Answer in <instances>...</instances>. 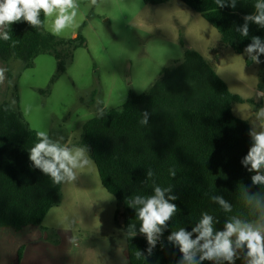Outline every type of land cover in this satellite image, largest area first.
<instances>
[{"label":"trees","instance_id":"1","mask_svg":"<svg viewBox=\"0 0 264 264\" xmlns=\"http://www.w3.org/2000/svg\"><path fill=\"white\" fill-rule=\"evenodd\" d=\"M143 1L151 6L169 2ZM180 1L201 14L219 32L224 46L238 54L253 37L264 42V27L253 22H248L247 37L237 31L246 15L255 14L257 0H236L234 8L231 0H224L223 8L215 0ZM40 19L42 23L37 27L23 21L14 23L3 29L10 39L0 38V59L7 64L8 77L7 98L0 104V228L16 233L41 228L51 210L61 205L63 186L54 184L29 158L38 131L20 112L19 75L31 68L35 58L51 54L57 60L51 79L54 84L73 60L74 51L86 47L82 34L74 40L59 39L44 31L43 12ZM181 46L183 58L164 67L145 93L131 91L121 108H101L88 120L79 143L96 164L104 188L116 198L115 222L127 236L128 264H188L179 246L168 237L180 228L192 232L203 212L213 217L214 232L222 231L233 216L253 223L264 214V183L254 184L252 177L257 173L249 171L250 164L243 163L253 144L252 130L246 120L233 114V104L250 100L233 94L200 53L184 43ZM259 59L264 66V54ZM16 62L22 66L18 75H13L11 66ZM145 113L147 123L142 124ZM149 170L153 172L151 177ZM259 174L264 175V168ZM156 186L171 188L165 198L177 197L170 201L177 205V212L151 246L139 231L140 205L131 207L128 201L138 195H154ZM213 196L222 197L231 205V211H225ZM133 224L136 235L129 237V226ZM196 235L193 233L192 238ZM137 251L142 253L139 259ZM23 254L21 248L18 264ZM200 255L198 252L193 264H213L201 261Z\"/></svg>","mask_w":264,"mask_h":264},{"label":"rangeland","instance_id":"2","mask_svg":"<svg viewBox=\"0 0 264 264\" xmlns=\"http://www.w3.org/2000/svg\"><path fill=\"white\" fill-rule=\"evenodd\" d=\"M77 4L73 24L59 36L54 35L74 40L82 34L86 40V47L74 51L65 73L51 84L57 60L46 54L35 58L31 68L19 75L20 109L32 129L47 131L62 146L81 147L85 123L101 108H121L131 91L145 93L164 67L183 58L184 43L215 68L233 94L250 100L233 104V114L246 120L252 131L264 130L256 117L264 108V66L252 61L245 50L238 54L224 46L219 32L201 14L180 0L158 6L143 0H77ZM51 20L46 18L44 23V31L50 34ZM21 66L13 63L12 74L18 75ZM87 156L91 163L76 170L74 189L71 182L65 183L64 204L47 215L41 228L19 233L0 228V264H18V251L23 248L25 252L34 235L59 242L61 233L57 230L61 228L73 232L75 244L101 238L123 240L128 264L127 236L115 222L116 198L104 188L96 164L88 152ZM77 251V258L81 257ZM245 253L246 248L237 250L235 264H245ZM212 262L229 264L225 260Z\"/></svg>","mask_w":264,"mask_h":264},{"label":"clouds","instance_id":"3","mask_svg":"<svg viewBox=\"0 0 264 264\" xmlns=\"http://www.w3.org/2000/svg\"><path fill=\"white\" fill-rule=\"evenodd\" d=\"M217 6L225 7L224 0H215ZM236 0H231V7H235ZM77 0H0V29L8 28L17 22H27L33 27L40 26L42 21L40 13L43 12L46 18H52L50 31L53 35L59 36L66 28L71 26L75 20ZM255 14L246 15L245 23L237 29L244 37L249 35L248 22H253L260 27H264V0H257L255 4ZM0 38L9 40L7 31L0 33ZM245 52L251 60L259 64L260 55L264 54V42L259 37H253L252 43L245 48ZM4 79V70L0 69V82ZM264 95V94H261ZM256 117L261 120V128L264 129V108H261ZM142 124L147 123V113L141 120ZM253 144L248 151L243 163L250 164L249 171L257 174L252 177L253 183H264V175L259 174L264 168V130L252 131ZM30 160L36 168H39L45 175L49 176L54 184L69 183L77 179V169L88 166L91 161L87 156L84 147L62 146L49 138L47 131L37 132V142L30 149ZM153 172L149 170L148 176ZM171 175H175L171 171ZM171 188H154V195L148 197L135 196L128 201L129 206L136 207L137 218L140 221V233L147 237L149 245L154 246L159 234L162 233L166 223L177 212V205L170 201L176 200V196L165 198V193ZM225 211H231V205L222 197L213 196ZM135 225L129 226L127 235H136ZM193 233H197L195 239ZM233 237L235 238L233 240ZM169 241L174 242L183 253L185 261L193 264L194 257L199 252L200 260H225L229 264H235L237 250L245 249V264H264V214L256 223L242 221L233 216L228 220L222 231H215L213 227V217L207 212L201 214V218L192 232L180 228L173 232ZM151 247L148 249L151 254ZM142 253L136 252L137 259Z\"/></svg>","mask_w":264,"mask_h":264},{"label":"crops","instance_id":"4","mask_svg":"<svg viewBox=\"0 0 264 264\" xmlns=\"http://www.w3.org/2000/svg\"><path fill=\"white\" fill-rule=\"evenodd\" d=\"M2 31L3 29H0V33ZM0 69L4 70V79L2 82H0L1 104L6 100L8 91L7 64L1 59ZM76 182L77 179L71 182V187L73 189L76 186ZM65 186V183H63L62 202L57 208H61V206L64 204ZM74 222L75 224H80L79 220ZM57 231L61 233V238L57 243L49 241V236H47L45 239L39 234L32 236L23 254L21 264H90L92 261V264H126L124 258L123 240L118 242L116 239H112L113 241H110L108 238H101L97 240L91 239L88 242L81 240L80 244H75L73 243V241H75V237L71 230L61 228ZM76 250H78V256L81 257L77 258L75 253ZM88 254H92L93 256L90 258H85Z\"/></svg>","mask_w":264,"mask_h":264}]
</instances>
